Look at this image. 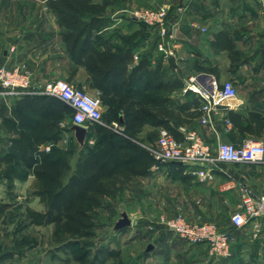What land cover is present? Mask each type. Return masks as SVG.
<instances>
[{"label":"crops","instance_id":"obj_1","mask_svg":"<svg viewBox=\"0 0 264 264\" xmlns=\"http://www.w3.org/2000/svg\"><path fill=\"white\" fill-rule=\"evenodd\" d=\"M47 1L0 0V65L12 67L16 64H24L30 70L32 85L36 88L48 81L65 79L100 98L102 95L100 85L108 86V81L110 84L114 81L121 83L122 78L110 73L106 79L102 76L98 85L93 84L92 75L85 65L76 62L68 53L60 35L56 16L48 7ZM160 5L168 7L169 29L173 41L177 44L174 55L167 58L164 52L157 48L154 41L156 34L152 33L151 29H148L147 36L139 44H133L132 47L129 42L125 43L112 36V51L119 49L122 53L131 48V55L125 62L123 80L134 74V68L141 56L148 54L150 56L148 70H152V79L159 80L161 65L164 70V80L179 78L183 83L182 88L169 90L164 95L168 99L164 106L173 114V117L168 118V122L175 127L179 136L177 139L183 138L180 131L183 127L185 130L197 131L202 139L212 146H215L218 139L235 142L241 135L264 141V126L260 127L258 134L248 131L242 134L233 125L232 119H230L231 125L226 127L223 120L218 117L212 128L200 123V112L196 106L190 105L185 110L178 106V101L182 103L186 100L183 87L191 76L198 77L204 74L205 76L199 78L200 80L213 76L220 83L231 79L237 94L228 101L231 106L228 112L238 115L243 124H252L254 128H257V120L252 119V116H258L260 122H264V0H111V4L106 8L109 21L101 29L106 32L117 30L128 36L137 34L140 23L132 18L134 8H155ZM227 38L232 47L239 51L243 63L231 67L227 48L230 43H227ZM170 58L173 59L172 62ZM168 64H171L172 68ZM154 70L158 71L153 74ZM143 73V70H137L135 73L137 84L147 79V74L142 75ZM142 86L141 83V89ZM109 87L111 90L106 96L114 99L115 102V90L111 85ZM121 89L126 91L125 84ZM146 92L147 95L153 96L160 94L153 89ZM22 95L7 97L0 95V108L3 103L6 105V110L10 111ZM109 106V103L101 102L102 113L108 111ZM154 106L157 107L158 104L153 103L152 107ZM122 113L119 109L121 120ZM1 120L0 116V137L4 131L6 133L3 135L7 134L10 137ZM103 124L114 133L126 136L123 132L124 125L118 120L112 119ZM153 126L158 131L163 127L156 123H153ZM90 127L91 123L85 128V135L81 139L70 127L64 131L73 136L74 141L78 142L81 148L87 134H90L89 144L93 145L95 142L96 136ZM130 141L148 151L149 147L156 146V139L153 141L144 135ZM77 159L78 155L74 162L69 161L71 171L76 168ZM139 165L142 171L136 173L119 171L106 180L125 177L122 186L126 187L128 192L136 194V202L141 208L154 206L162 190L168 187L170 192L174 184H177L182 188L181 192L184 195H181L182 199L178 196L180 202L176 201L177 206L182 210L196 211L200 217H208L207 196L210 180H201L184 169H178L172 162L160 163L155 160L149 162L144 156ZM214 173L212 179L218 182L217 194H222L223 197L230 195L225 198L235 209L240 205L239 194L242 185L251 189L255 195H264V162L258 164L218 162V169ZM194 193H200L198 200L193 196ZM203 193L206 194L205 197ZM162 201L163 199L159 203ZM156 226L158 227L156 233L145 227L146 231L143 235L151 234L159 243L169 241L179 253L189 254L194 261L209 258L206 245L193 244L195 246L189 249H182L184 240L166 231L161 224L156 223ZM220 226L230 232L232 244L231 255L217 258L218 264H264V215L250 220L240 228L233 227L230 218ZM255 226L260 227L256 236H254ZM203 248L206 250L203 251Z\"/></svg>","mask_w":264,"mask_h":264},{"label":"trees","instance_id":"obj_2","mask_svg":"<svg viewBox=\"0 0 264 264\" xmlns=\"http://www.w3.org/2000/svg\"><path fill=\"white\" fill-rule=\"evenodd\" d=\"M109 4L111 0L47 1L48 7L56 16L60 35L68 53L76 62L85 65L92 75L93 84L98 85L100 78L103 76L106 79L110 73L122 78L121 83L114 81L110 84L108 81V86L100 85L102 88L100 100L110 105L108 111L102 113L101 120L104 117L106 122L116 119L124 125L127 132L145 122L147 117H151L153 123L166 127L178 138L175 127L168 122V118L173 117V114L164 106L168 100L164 95L169 90L182 88L183 83L179 78L164 80L161 65L159 80L152 79V70H148L150 63L148 54L141 56L134 68V74L123 80L125 62L131 55V48L122 53L119 49L112 51L111 37L116 36L118 40L129 42L132 47L147 36L150 28L138 21L140 30L137 34L128 36L117 30L111 32L102 30L101 28L109 21L105 10ZM226 41L230 43L228 38ZM227 48L231 67L244 62L239 51L234 49L231 43ZM168 65L172 68L171 64ZM137 70H143L142 75L147 74V79L141 81L143 89L140 88L141 83H136ZM154 71L153 74L158 70ZM138 78H141V74ZM124 84L125 92L121 89ZM110 85L115 90V102L106 96L111 90ZM151 89L157 90L160 94L147 95L146 91ZM185 97L186 100L182 103L178 101V106L182 110L189 108L190 105L199 107L200 100L194 92L186 90ZM153 103L161 107L155 110L151 105ZM119 109L123 112L122 120L119 118ZM0 110L2 125L9 134H14L8 139L7 151L0 153V165H18L24 170L22 174L24 178L28 175L34 177L37 187L33 193L44 198L45 210L42 216L46 224L82 228L84 219L90 217L89 210L101 203L106 196L104 189L106 179L119 171L131 173L142 171V167H139L142 156L149 162L154 161L150 152L131 142L124 130L127 137L114 133L103 123L93 122L90 128L96 136L95 142L90 145L88 142L90 134L86 135V140L78 153L76 168L71 171V165L66 157L67 151L55 147L61 139L62 130H67L60 128L58 122L69 117L72 124L73 110L69 105L53 95L25 93L14 103L10 111L6 110L3 103ZM152 111L155 113H151ZM39 115L41 117L32 122L33 117ZM228 116L242 134L244 131L258 134L260 127L264 126V122L259 120L260 117L255 115L252 119L257 120V128L252 124H243L239 116L231 111L228 112ZM243 139L245 137L241 135L235 142L239 143ZM46 143L53 145L48 150L41 148ZM173 164L178 169H183L179 163ZM13 176L8 174L5 177L9 179ZM5 204L0 202V213L4 211ZM102 250L108 252L106 248Z\"/></svg>","mask_w":264,"mask_h":264},{"label":"rangeland","instance_id":"obj_3","mask_svg":"<svg viewBox=\"0 0 264 264\" xmlns=\"http://www.w3.org/2000/svg\"><path fill=\"white\" fill-rule=\"evenodd\" d=\"M160 107L154 106L153 109ZM37 117L41 115L34 116L32 122ZM106 121L104 117L101 123ZM58 126L62 129L68 126L72 128L70 118L58 122ZM124 132L129 139H138L144 135L153 141L158 134L151 117H147L146 123L138 125L134 130ZM3 133L0 137V153L7 151L9 143V136ZM9 135L11 137L14 134ZM46 145L52 147L53 144L46 143L41 148L45 149ZM56 146L67 151L66 157L70 162L76 160L81 149L73 136L64 130ZM23 171L15 164L0 165V202L6 203L4 211L0 213V264H218V259L209 254V258L194 261L189 254L179 253L169 241L159 243L151 234L143 235L145 227L159 220L160 216L171 218L177 213L196 222L211 221L218 225L226 222L235 208L225 198L230 195L223 197L217 194L218 182L214 179H210L207 196L209 215L200 217L196 211L182 210L177 206L176 201L180 202L178 198L182 199L183 195L182 188L177 184H174L170 192L168 187L162 190L157 204L141 208L136 202V194L122 186L126 178L113 177L104 182L105 198L89 210L90 217L84 219L82 228L77 229L44 222V198L33 193L37 182L33 176L24 178ZM8 174L14 175L13 178H6ZM205 195L203 193V197ZM193 196L198 200L200 193H194ZM161 199L164 202L159 203ZM259 228L255 227L254 236ZM201 244L204 243L197 245ZM191 246L195 245L185 242L182 249ZM104 248L108 252H104ZM206 249L203 248V251Z\"/></svg>","mask_w":264,"mask_h":264},{"label":"built area","instance_id":"obj_4","mask_svg":"<svg viewBox=\"0 0 264 264\" xmlns=\"http://www.w3.org/2000/svg\"><path fill=\"white\" fill-rule=\"evenodd\" d=\"M132 18L149 26L156 34V46L164 52L165 57L174 55L177 44L172 39L168 22V7L160 5L155 8H139L132 11ZM137 58V57H136ZM183 90L194 92L200 104L199 120L201 124L214 127L220 117L226 127L231 125L228 110L229 102L237 94L231 79L218 82L213 76L200 80L191 76ZM24 93H42L58 97L69 105L73 112L72 125L87 127L93 122H100L102 117L101 100L89 94L81 87L65 79L48 81L36 88L32 85L31 72L24 64L8 67L0 65V95L17 96ZM183 138L177 139L166 127L158 131L156 146L149 147L150 154L157 162L179 163L183 169L201 180H210L218 169V162H238L258 164L264 162V141L245 138L241 142H229L218 139L215 146L205 142L195 130L180 128ZM50 147L45 146L48 150ZM264 215V195H255L251 189L240 187V205L230 214V223L240 228L250 220ZM161 224L166 231L173 233L189 244L204 243L211 257L225 258L231 255L232 237L227 229L211 221L196 222L188 220L177 213L171 218L160 216L156 222L147 225L154 233ZM256 227V226H255Z\"/></svg>","mask_w":264,"mask_h":264},{"label":"water","instance_id":"obj_5","mask_svg":"<svg viewBox=\"0 0 264 264\" xmlns=\"http://www.w3.org/2000/svg\"><path fill=\"white\" fill-rule=\"evenodd\" d=\"M170 61L172 62L173 59L170 58ZM203 76H205V75H204V74L199 75L198 78H202ZM72 129L74 130L75 135H76L79 139H81V138L84 137L85 132H86L85 127L80 126V125H72Z\"/></svg>","mask_w":264,"mask_h":264}]
</instances>
